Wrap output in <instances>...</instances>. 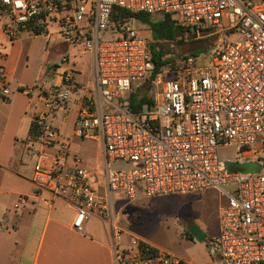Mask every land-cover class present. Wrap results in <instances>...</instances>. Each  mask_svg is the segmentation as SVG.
Returning <instances> with one entry per match:
<instances>
[{
  "label": "built area",
  "instance_id": "2783aa9c",
  "mask_svg": "<svg viewBox=\"0 0 264 264\" xmlns=\"http://www.w3.org/2000/svg\"><path fill=\"white\" fill-rule=\"evenodd\" d=\"M115 7L170 15L194 40L219 45L203 65L183 55L153 77L148 40L134 19H114ZM0 23L10 35L54 28L69 48L92 58V94L73 133L102 142L103 172L79 167L78 158L68 166L65 145L52 169L36 165L33 175L37 186L76 208V231L95 214L114 224V201L135 202L140 187L149 199L211 190L221 197L219 233L208 241L212 255L221 264H264V0H0ZM74 75L63 70L44 96L29 155L35 144L58 142L53 121L66 110ZM0 80V95L8 96L2 71ZM222 147L237 148L242 164L261 168L229 170L218 158ZM114 255L115 264H192L134 236L126 245L118 241Z\"/></svg>",
  "mask_w": 264,
  "mask_h": 264
},
{
  "label": "crops",
  "instance_id": "0c3cea01",
  "mask_svg": "<svg viewBox=\"0 0 264 264\" xmlns=\"http://www.w3.org/2000/svg\"><path fill=\"white\" fill-rule=\"evenodd\" d=\"M40 37L46 44L55 41L53 52L73 49L57 42L61 38L54 28L48 34L36 35L19 30L15 35H10L0 23V72L6 75L10 91L8 96L0 95V264H115L114 247L120 242V239H116L117 234L138 237L152 245L134 227L119 224L118 206L123 200L117 198L114 201V224L104 219L105 216L95 214L86 223L84 231L78 232L73 227L76 208L33 182L35 166L52 169L65 145L69 146L68 166H74L76 158L79 162L78 155L72 149L73 140L65 141L67 138L60 134L58 142L53 146L35 144L34 154H28L27 144L34 135L31 132L34 116L46 108L44 96L61 83L60 73L67 68L71 69L54 66L56 75L60 72L58 82L50 86L46 82L40 85L44 69H35L32 51L28 49L26 52L24 46L25 39ZM44 52L46 55L47 51ZM75 63L73 61V65ZM74 68L77 69L76 65ZM92 72L91 58V74L85 85L87 88L91 86ZM77 73L81 75L82 71L77 69ZM84 84L75 78L71 84L73 92H82L79 110L87 93ZM1 85L0 80V88ZM65 113L56 114L53 123L57 129L56 123ZM97 142L102 147L103 157L102 142ZM247 165L251 163L242 164L245 167ZM95 172L102 173L103 168ZM100 179L103 180V177L100 176ZM104 191L102 186L100 192L103 194ZM164 250L186 260L171 250Z\"/></svg>",
  "mask_w": 264,
  "mask_h": 264
},
{
  "label": "rangeland",
  "instance_id": "374dc122",
  "mask_svg": "<svg viewBox=\"0 0 264 264\" xmlns=\"http://www.w3.org/2000/svg\"><path fill=\"white\" fill-rule=\"evenodd\" d=\"M156 19H159L158 16ZM139 35L146 40L151 39L150 31L145 25L136 24ZM182 42L178 48V53L194 57L198 65H203L211 58L212 52L219 45L214 38H205L203 40H194L190 33L183 31L180 37ZM55 41L49 44L44 42L43 38L25 39L24 46L31 50L35 69L43 67L44 73L40 85L44 82L55 85L58 82L59 73L53 71L54 66L59 68L70 67L75 72L74 78L77 81H83L84 87L91 74V56L88 52H83L80 48L72 50L62 49L60 52H53L52 47ZM57 42L65 44L61 39ZM30 47V48H29ZM44 50H46V55ZM44 54V56H43ZM63 57L67 61L63 62ZM75 61L76 68L82 73L76 74L77 69L73 65ZM67 88V85L63 89ZM86 97H91V91L87 87ZM147 89L149 86L146 87ZM82 92H71L70 98L66 103L64 117L56 124L58 133L67 138L65 141L73 140V152L79 157V167L89 170L100 171L103 168L102 147L95 140L81 139L72 136L74 122L79 113V98ZM137 96V94L135 95ZM146 109V107H144ZM95 133V132H93ZM70 144V143H69ZM218 158L222 162H228L227 168L238 167L245 160L241 153L235 147H222L218 149ZM261 168L260 163L247 165L245 172H257ZM141 186V184H140ZM140 198L135 202H126L118 206L119 224L134 227V230L143 236L145 240L159 248L168 249L177 255L185 258L192 264H221L217 256L212 255L208 241L211 237L217 236L218 227V208L221 204V197L215 191H204L201 193H191L187 195H169L157 198H145L141 193ZM104 219H108L104 217ZM191 223L196 224L207 233V238L203 242H196L194 239L187 238L185 231L188 230ZM184 230V233H183ZM129 237L120 234V243L126 245Z\"/></svg>",
  "mask_w": 264,
  "mask_h": 264
},
{
  "label": "trees",
  "instance_id": "16d2710c",
  "mask_svg": "<svg viewBox=\"0 0 264 264\" xmlns=\"http://www.w3.org/2000/svg\"><path fill=\"white\" fill-rule=\"evenodd\" d=\"M132 18L137 24L145 25L148 27L151 35V39L148 41L151 54L152 62L154 64V75L155 77L162 69L169 63L175 62L183 55L178 53V48L181 45V36L184 28L176 25L175 21L170 15H166L163 19H156L153 16L146 13L131 14L121 8L115 7L113 9V18ZM36 35L43 34L42 30H37ZM135 103L136 98L133 97ZM139 106L135 105V108ZM31 132H34L32 126ZM231 171L245 172L246 167L239 165L238 167H231ZM185 234L193 239L189 234L188 230Z\"/></svg>",
  "mask_w": 264,
  "mask_h": 264
},
{
  "label": "water",
  "instance_id": "95a60500",
  "mask_svg": "<svg viewBox=\"0 0 264 264\" xmlns=\"http://www.w3.org/2000/svg\"><path fill=\"white\" fill-rule=\"evenodd\" d=\"M188 232L193 237V239L199 243L203 242L207 238V233L194 223L190 224Z\"/></svg>",
  "mask_w": 264,
  "mask_h": 264
}]
</instances>
